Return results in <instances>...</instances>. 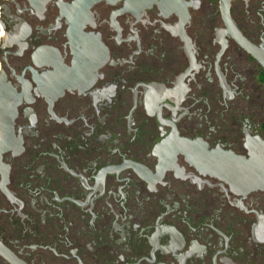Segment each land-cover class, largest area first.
Masks as SVG:
<instances>
[{"label": "flooded vegetation", "instance_id": "af4514ba", "mask_svg": "<svg viewBox=\"0 0 264 264\" xmlns=\"http://www.w3.org/2000/svg\"><path fill=\"white\" fill-rule=\"evenodd\" d=\"M0 21V264H264V190L224 171L264 153V0Z\"/></svg>", "mask_w": 264, "mask_h": 264}, {"label": "water", "instance_id": "95a60500", "mask_svg": "<svg viewBox=\"0 0 264 264\" xmlns=\"http://www.w3.org/2000/svg\"><path fill=\"white\" fill-rule=\"evenodd\" d=\"M34 2H41L46 4L48 0H32ZM88 5H93L103 0H84ZM109 3H116L124 1L126 5L134 9H146L153 5H161L165 7L171 6L174 2L179 0H105ZM1 34V21H0ZM263 145V144H262ZM230 167L224 168L227 177L234 180L235 187L241 189L243 192L253 190H264V153H255L251 158L246 159L242 156L228 155ZM2 253L7 257H11V253L2 248Z\"/></svg>", "mask_w": 264, "mask_h": 264}]
</instances>
